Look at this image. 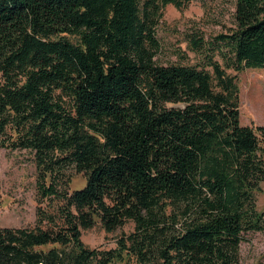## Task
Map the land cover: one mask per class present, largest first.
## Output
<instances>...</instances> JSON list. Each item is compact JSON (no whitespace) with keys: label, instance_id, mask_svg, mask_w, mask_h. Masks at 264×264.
I'll return each mask as SVG.
<instances>
[{"label":"trees","instance_id":"trees-1","mask_svg":"<svg viewBox=\"0 0 264 264\" xmlns=\"http://www.w3.org/2000/svg\"><path fill=\"white\" fill-rule=\"evenodd\" d=\"M191 1L0 0V149L33 155L38 198L33 228L0 227V264H241L264 126L240 124L226 69H264V0H235L224 67L157 64L165 7ZM128 223L115 249L81 241Z\"/></svg>","mask_w":264,"mask_h":264},{"label":"rangeland","instance_id":"rangeland-1","mask_svg":"<svg viewBox=\"0 0 264 264\" xmlns=\"http://www.w3.org/2000/svg\"><path fill=\"white\" fill-rule=\"evenodd\" d=\"M235 0H192L181 10L168 5L156 28L159 44L155 61L159 65L194 66L206 64L209 53L224 67L223 57L212 47L219 46L216 37L227 35L234 28ZM202 39L205 50L194 49L191 41ZM235 76L239 87V121L242 126H264V69H245L240 73L226 69ZM36 166L28 151L0 149V227L33 228L38 206ZM82 175H74L71 189L84 186ZM256 195V206L264 214V182ZM42 204L41 208H45ZM134 225L126 224L106 233L97 224L81 233L88 249L110 250L122 235L132 232ZM241 264H264V232L248 233L240 245ZM137 264L133 258L122 263Z\"/></svg>","mask_w":264,"mask_h":264}]
</instances>
